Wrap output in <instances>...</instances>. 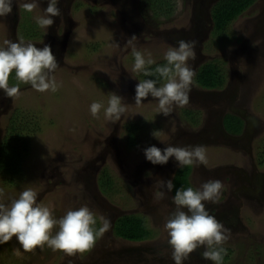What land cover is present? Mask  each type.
<instances>
[{"label":"rangeland","instance_id":"1","mask_svg":"<svg viewBox=\"0 0 264 264\" xmlns=\"http://www.w3.org/2000/svg\"><path fill=\"white\" fill-rule=\"evenodd\" d=\"M215 1L181 0L182 8L178 10V0H169L168 13L157 16L142 0H58L61 15L44 29L36 24V17L45 15L49 0H38L32 12L22 7L32 0H14L12 14L0 17V48L6 47L5 41L22 40L38 48L49 44L58 62L51 75L59 85L55 92H38L29 84L19 83L13 72L9 86L19 83V96L9 98L0 90V141L5 138L11 144L24 143L26 149L19 155L20 175L8 182L0 173V188L8 199L32 188L37 203L48 206L57 219L68 210L87 206L98 228L102 226L101 216L111 222L110 229L90 251L73 256L47 246L24 252L13 237L0 244V264H174L167 261L172 249L164 225L175 205L170 192L158 198L163 189L156 181L170 179L178 167L174 158L165 165L147 161L143 150L149 146L163 150L167 146L203 145L207 163L190 166L194 189H198L194 181L201 167L214 170L229 164L248 176L253 168L264 173V0H254L220 33L213 31L209 16ZM24 22L33 26L34 38L23 37L20 24ZM132 36L137 38L128 43ZM181 39L196 41L195 59H189L188 66L196 71L201 65L213 64L223 83L204 90L193 82L189 103L183 107L173 105L166 117L158 114L156 98L135 103V86L140 80L138 72L133 71V51L154 61L150 69L166 63V51L178 47ZM165 82L162 79L157 87ZM113 93L123 97L126 108L118 121L104 115ZM222 94L232 105L238 96H246L243 101L249 109L244 107L245 111L257 119L262 129L258 135L252 131L250 146L246 141L237 147L236 143L206 142L211 136L207 138L205 131L213 125L217 129L215 116ZM94 101L104 105L97 117L89 111ZM222 105L221 100L220 116ZM185 113H190L191 120L184 117ZM11 116L16 121L10 133L5 129L11 126ZM130 123H138L139 129L135 145L127 148L125 126ZM12 131L15 137L9 140ZM18 145V151H23ZM245 147L253 156L243 152ZM102 170L112 179L108 194L97 186ZM229 177L223 182L225 192L217 204L231 199L234 175ZM244 191H253L254 197L236 196L240 225H225L230 238L222 245L227 250L222 264H264V185L262 191L253 184ZM125 215L143 218L151 237L132 243L114 236L113 222ZM198 250L203 252L204 248ZM198 250L185 264L197 258Z\"/></svg>","mask_w":264,"mask_h":264},{"label":"clouds","instance_id":"2","mask_svg":"<svg viewBox=\"0 0 264 264\" xmlns=\"http://www.w3.org/2000/svg\"><path fill=\"white\" fill-rule=\"evenodd\" d=\"M14 0H0V17H7L13 12ZM58 0H49L44 9L45 15L36 17V24L44 29L54 24V17L61 15L57 6ZM38 6V0L22 5L26 12H32ZM182 8L178 0V10ZM132 36L131 40L136 39ZM178 47L169 48L164 56L166 64L157 66L154 71L148 66L154 61L145 59L138 51H133L134 72H142L144 76L158 75L165 83L157 87L154 79H145L135 86L134 100L140 105L148 97L158 99V114L170 116L172 106H186L189 103V92L195 76L193 68L187 61L195 59L196 41L179 40ZM6 47L0 48V90L9 98L20 94L19 83L29 84L38 92L51 90L55 92L59 85L51 75L58 67L57 58L49 44L42 48L32 43L5 41ZM15 72V86H9L10 75ZM123 97L113 93L104 108L105 118L118 121L126 111L122 104ZM104 105L92 102L89 111L97 117ZM155 135V132H153ZM145 159L153 165H165L174 158L178 168L198 166L207 163V153L203 145L167 146L163 150L149 146L143 150ZM156 183L163 191L158 198L175 188L173 179L158 180ZM223 183L218 179L204 182L199 189L188 187L176 189L172 198L174 211L169 215L164 227L168 233V244L172 249L174 264H185L190 255L203 247L202 258L222 264L227 250L222 247L230 238V230L209 214L205 202L218 203ZM185 209L187 211H185ZM102 226L94 227L97 219L87 207L68 210L60 218L53 215L48 207L37 203V193L32 188L20 192L17 198H6L4 189L0 188V244L7 243L13 237L24 252H33L37 247L47 246L53 251H61L68 256L90 251L110 227L109 219L101 216ZM54 229H57L53 232Z\"/></svg>","mask_w":264,"mask_h":264},{"label":"trees","instance_id":"3","mask_svg":"<svg viewBox=\"0 0 264 264\" xmlns=\"http://www.w3.org/2000/svg\"><path fill=\"white\" fill-rule=\"evenodd\" d=\"M143 5L149 6L157 16H162L168 13L170 10L169 0H142ZM254 0H216L210 7L209 16L211 20V25L214 32L220 33L225 30L229 23L236 18L237 15L242 13L247 9ZM20 27L24 30L23 37L27 39L34 38L31 34L33 33V26L27 22L20 24ZM166 63L159 64L158 66H163ZM156 68L151 67L150 70ZM138 79L140 81L145 79H154L157 84L162 80L158 75H153L146 77L142 72H138ZM194 84L200 89L211 90L216 89L221 86L222 78L219 71L213 64L201 65L196 71L193 78ZM186 114V113H185ZM190 113L186 114V118L190 119ZM191 120V119H190ZM16 119L12 116L9 119L10 127L6 128L7 132L14 127ZM223 127L230 133H238L240 130V123L238 118L225 115L222 119ZM139 129L138 123H130L125 126V145L127 148H132L135 145V140L137 138V131ZM15 137L14 132L10 135V139ZM8 139H3L0 141V173L3 177H7L8 182H11L17 175H20L21 163L19 155L25 152L24 143L16 142L11 144ZM21 144L22 150L18 151L17 145ZM12 145V146H11ZM19 146V145H18ZM190 171V166H185L183 168H176L172 175L173 183L175 188L170 192L171 197L175 195L176 189H187L191 187L188 182V174ZM97 186L100 192L103 194H108L111 191L112 179L106 170H102L100 175L97 177ZM98 229L97 224L94 226ZM112 232L114 236L132 243L143 242L151 237V232L147 228L143 218L136 215H125L115 219L112 226ZM225 258V256H224ZM226 259V258H225Z\"/></svg>","mask_w":264,"mask_h":264},{"label":"flooded vegetation","instance_id":"4","mask_svg":"<svg viewBox=\"0 0 264 264\" xmlns=\"http://www.w3.org/2000/svg\"><path fill=\"white\" fill-rule=\"evenodd\" d=\"M246 86L244 85V88ZM243 89V87H242ZM244 90V89H243ZM242 90V91H243ZM241 91V92H242ZM198 94L203 95L201 92L198 91ZM240 97V100H239ZM228 100H226V99ZM229 97L226 95H221V98L218 102V116L216 118L215 116V121L217 119V129H214V125L211 129L206 130L205 131V136H211L210 140L206 142H212L215 143L217 142L219 145H227L229 143H231L235 147L238 146L239 142H243L246 141L247 147L250 146L249 143L252 140V131H257L256 135H258L262 129L260 127V124L258 123L257 119L254 118L253 115H251L250 112L245 111V108L249 109V104L243 101V99H246L245 95H241L238 96V101L236 103H234V105H232L231 103H229ZM204 100V99H203ZM207 99H205L206 101ZM222 100V106H223V113L220 116V102ZM212 114L214 115V112H212ZM225 115H231L234 116L236 118H238L239 123H240V130L238 133H230L228 132L222 124V119ZM255 119V120H254ZM206 129V128H205ZM216 138V139H215ZM230 144V145H231ZM245 147V149H243V152L245 154H247L250 157L252 155V152L250 151V148ZM176 169L173 170V173L175 172ZM235 170L239 171L240 173L235 172ZM191 168L188 174V182L191 185V187L194 188V186L191 184L190 182V177H192V172H191ZM172 173V175H173ZM196 180L194 181L197 186L198 189L200 188V186L208 181V180H213V179H218L220 180L222 183L224 182H228L229 174H231V179L232 176L234 175V181H231V187H235L232 188V190L230 191V197L231 199H227L224 202H222L221 204H217V203H210V202H205V206L206 209L209 211V214L214 216L218 221L223 222L224 226H239L240 222L237 219L238 216V209L239 206L237 208V205H234V202H237V195L239 196H248V197H254V192L251 191H244V189L248 188L250 185H255L258 189V191H262V187L264 185V173H261L257 170H254V168L252 170H250V172L248 173V175L246 174H242L240 169L234 168V165H229V164H225L222 166H219L218 168L214 169V170H205L203 167L199 168V170L196 171ZM172 175L170 177V179L172 178ZM194 175V174H193ZM228 177V179H227ZM193 181V180H192ZM223 192H225V190H223ZM240 203V202H239ZM185 211H187L185 209ZM230 215V216H229ZM113 226V225H112ZM198 250V249H197ZM205 250V249H204ZM203 250V251H204ZM130 251V250H127ZM199 252L196 254L197 258H190L191 260V264L195 263V264H215V262L213 261H209V260H204L202 258V251L198 250ZM168 260H172V255H170V257H168Z\"/></svg>","mask_w":264,"mask_h":264}]
</instances>
